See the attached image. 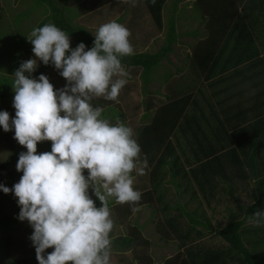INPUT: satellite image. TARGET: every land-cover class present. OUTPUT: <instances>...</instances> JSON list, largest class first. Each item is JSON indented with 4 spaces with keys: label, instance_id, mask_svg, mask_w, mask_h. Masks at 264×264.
Segmentation results:
<instances>
[{
    "label": "clouds",
    "instance_id": "1",
    "mask_svg": "<svg viewBox=\"0 0 264 264\" xmlns=\"http://www.w3.org/2000/svg\"><path fill=\"white\" fill-rule=\"evenodd\" d=\"M122 2L135 6L136 0ZM93 34L91 49L83 42L73 49L70 35L53 23L32 30L27 39L34 58L21 63L11 84L15 117L0 111V127L14 130L27 149L16 165L23 173L19 182L12 188L0 184V190L14 192L19 219L34 229L30 239L39 264H111L110 201L139 210L142 194L133 173L145 175L147 159L141 161L134 130L119 120L111 123L93 105L101 98L119 102L128 76L122 59L134 54L131 33L113 20ZM40 62L54 66L66 86L56 90L48 76L32 77ZM45 141L51 151L38 154ZM249 220L264 226V211Z\"/></svg>",
    "mask_w": 264,
    "mask_h": 264
},
{
    "label": "trees",
    "instance_id": "2",
    "mask_svg": "<svg viewBox=\"0 0 264 264\" xmlns=\"http://www.w3.org/2000/svg\"><path fill=\"white\" fill-rule=\"evenodd\" d=\"M37 1L46 4L50 14L36 28L47 24L50 19L51 23L74 38V43L71 45L73 49L81 42L86 45V49H91L94 46L95 38L90 35L87 28L72 22L67 0ZM114 1L87 0L85 3H80L77 12H92ZM142 1L152 18V26H156L158 30H161L164 25L166 26L164 44L155 52L134 51L133 55L122 59V64L124 67L141 70V75L147 83L149 76L159 65L161 59L172 50L179 34L176 31L177 8L175 5L167 23L164 24L162 9L166 0H155V3L152 0ZM213 1L219 6L227 5L232 9L227 13L229 19L233 18V13L241 4V12L236 13L234 23L236 26L243 27V31L246 32V34L243 32V37L237 36L234 31L228 33L218 53L216 63L221 59L225 61L224 58L226 60L235 58L236 62L232 66L224 62L225 65L220 66L221 72L247 62L244 73L264 76V54L260 56L258 51L259 46L264 50V0ZM218 25V22L212 24V21H209L210 34L205 36L209 39L199 42L198 48L215 47L212 44L214 39L220 38L226 28L224 24L221 25L222 28ZM133 26L135 27V24ZM250 29L260 32L263 37L260 43H256L250 38L248 34ZM130 33L133 32L130 31ZM186 33L192 34V36L198 35L197 30ZM135 36L136 33H133L132 37ZM139 39L142 43L145 40L144 34L139 36ZM137 42L135 37L133 43ZM237 68L240 70L239 67ZM209 72L212 73V70ZM0 82H4L3 85L0 83V97L9 96L3 87L10 83L9 78L2 77ZM164 97H167L169 102L154 107L150 123L142 127L139 132L140 146L144 156L149 159L151 156H155L154 160H150L149 180L152 188L149 190L141 187L136 188L142 194L136 207L143 204L158 207L163 215L162 221H157V226H162V229L160 228L161 236L163 235L162 237L165 239L173 237L179 244V254L166 259L161 264H264V226L256 227L253 223L245 224L247 218L254 212L264 211V115H257L253 121L244 126L236 122L234 125L236 129H231L230 132L225 129V135H217L212 131L213 133L200 137L199 131L192 129V126L198 125V123L194 118L195 115L192 117L191 111L186 112L184 103L186 99L171 100V97L166 94ZM160 100L159 102H161ZM177 100L179 101L178 106L175 103ZM146 102L147 99H145V104ZM149 102V105L153 104L152 97L149 98ZM148 108L153 107H146V109ZM118 115L122 117V113L119 112ZM235 115L239 116V113H235ZM187 128L190 129H188L190 137L187 135ZM197 129H200V125ZM179 130L182 131V135H179ZM168 177L175 186V194L180 197L181 194H188V200L195 199L197 197L196 187L207 206H211L218 192L227 194L233 201L234 207L228 209V221L224 226L214 229L210 219L205 216V211H199V206L190 210L187 207V202L180 203L178 200L168 202L165 199L167 193L163 188ZM220 179L224 185H221ZM240 192L246 194L247 203L242 201L238 194ZM96 206L100 207L101 202H96ZM131 210L132 206L126 204V214H130ZM20 211L21 209L14 216L8 218L0 212V260L1 255L5 253L2 241L5 230L20 221ZM184 218L187 223H182ZM198 226H204L207 231L214 230V235H217L223 242L214 246L197 241L204 234ZM248 235H252L254 238L248 239ZM111 240V250L118 251L133 248L134 243L145 242V246L148 244V239L143 237L142 233L135 234L133 230L127 235L112 237ZM49 252H51L50 249L46 250L45 255ZM144 256L148 259L147 264H151V254L145 255L144 253ZM29 257L31 264H39L35 248ZM136 257L134 255L133 259L136 260ZM140 261H142V253Z\"/></svg>",
    "mask_w": 264,
    "mask_h": 264
},
{
    "label": "rangeland",
    "instance_id": "3",
    "mask_svg": "<svg viewBox=\"0 0 264 264\" xmlns=\"http://www.w3.org/2000/svg\"><path fill=\"white\" fill-rule=\"evenodd\" d=\"M86 1L87 0H67V6L71 13L72 22L87 28V31L94 38L95 36L93 33L100 25L113 20H118V23L124 25L132 32L133 24H135V26L139 25V28L136 29V35H139V33H147L148 29H152V18L150 15L147 16L144 6L136 4L133 6L129 5V3H123L122 0H115L114 2L110 4L107 3L92 12H77L80 3H85ZM185 1L178 4V2L168 0V4L164 5L162 9V13H164L162 14L163 20L166 22L167 18L170 16L173 3V5L178 8L177 11H184L180 12V17H177L179 19L177 24L180 31H184V29L190 30L197 28L201 30L208 28L206 24H202V22L206 21V16L202 18L200 11L194 8L192 4V6H190V1H187V3H185ZM185 5H189V8H186ZM183 6L185 8H183ZM49 14L50 10L48 6L37 0H0V78L8 77L10 82L3 86L6 89V94L9 96L0 97V111L9 112L12 118L15 117V108L13 107L15 93L11 86L14 80L13 74L20 67L22 62L34 58V53L32 52L33 46L28 41L27 35H29L39 23L47 18ZM47 22L51 23V20L48 19ZM227 26L228 25H225V27ZM164 36L165 34L154 37L151 40V44L147 45L144 50H157L160 45H163ZM70 39L72 45L74 43V38L70 36ZM180 41V44L183 42L188 44L189 39ZM137 45H140L139 41L137 42ZM183 46L186 45L183 44ZM133 48L136 50L137 46L133 45ZM167 65V63L162 62L149 76V81L147 83L141 75V70L123 66L127 71L128 76L126 77L127 84L120 92L118 98L119 102L107 101L103 98L93 101L94 106L102 107L104 109L102 116L109 119L111 123L115 124L117 120H119L125 125L131 127L134 130L139 145V132L150 120L154 110V107L146 109V94L149 91L152 93L162 91L160 89L161 85H163L162 72L168 69ZM41 74L48 76L56 90L66 86L67 81L52 65L45 66L40 62L39 67L36 72L32 74V77L38 79ZM0 83H2V85L4 84V82ZM158 99H161V96H159ZM119 112L122 113V117L118 115ZM51 147L52 145L50 141L39 143L37 147L38 154L42 152H50ZM26 151L27 149L14 139V130L5 132L3 128L0 127V184L12 188L19 182L23 173L17 171L16 165L19 155ZM145 158L147 159L146 174L140 176L133 173L135 190H137L136 188L138 187L145 190L152 188L149 180L150 160H154L155 156H151L149 159L144 156L141 149V161ZM85 175H87L86 171ZM166 179L163 188L167 193L165 199L168 202H171V200H178L180 203L187 202V207L188 209L190 208V210L199 206V211H205V216L210 219L214 229L223 227L228 221V209L234 207V203L227 194L218 192L213 199L211 206H207L204 198L201 197V194L197 191L196 187L197 197L188 200V194H181V197L175 194L174 184L169 177ZM220 181L221 185H224V182L221 179ZM90 194L95 202H99L94 193H91V190ZM238 194L242 201L247 203L248 199L246 194L243 192ZM110 202L111 204L109 207L111 218L114 221L111 238L127 235L133 230L135 234L137 232H139V234L142 233L143 237L148 239V244L146 246L145 242L134 243V246H132L133 248L125 249L123 251L111 250V264H147L148 259L144 256V253L145 255L147 253L151 254V264H161V261L173 258L179 254V244L177 240L173 237L165 239V237H162L163 235L161 236L160 228L162 229V226H157V221H162L163 215L158 207L155 205L150 206L143 204L142 206H138L139 210L135 213L131 210L132 212L130 214H126V204L119 205L115 204L114 201ZM19 210L20 206L18 205V199L15 197L14 192L5 194L0 190V212L3 216L7 218L12 217ZM183 222L187 223L186 218H184L182 223ZM245 224L251 225L249 218H247ZM198 228H201V231H203L204 234L203 236H200L197 241L205 244H213L214 246L223 242L217 237V235H214V230L207 231L204 226H198ZM33 231L34 229L26 220H20L8 230H5V236L2 239L5 253L1 255V264H31L29 256L31 251L35 248L30 239ZM247 238L252 239L254 237L248 235ZM50 251H53V249L50 248ZM141 253L142 261H140ZM134 255L137 256L136 260L133 259Z\"/></svg>",
    "mask_w": 264,
    "mask_h": 264
},
{
    "label": "crops",
    "instance_id": "4",
    "mask_svg": "<svg viewBox=\"0 0 264 264\" xmlns=\"http://www.w3.org/2000/svg\"><path fill=\"white\" fill-rule=\"evenodd\" d=\"M172 1L181 4L185 0ZM187 1H190V6L193 5L194 8L200 11L202 18L206 16V21L202 22V24H206L208 28L201 30L197 28L190 30L184 29V31H180L177 24L179 19L177 17H180V12L184 11H177L178 8L176 7V31L179 35L176 42L173 44L172 50H170L159 63V65L162 62L168 64V69L164 70L165 72H162L163 85H161L160 88L162 91H156L155 93L149 91L145 97V99H147L146 107H156L155 105L158 106L160 104H167L169 100L167 97H163L165 94L168 97L170 96L171 100L184 98L186 99V102H184L186 112L191 111L190 113L192 114V117L195 115L194 118L198 123V125L194 124L192 129L194 131H199L198 133L200 137H203L206 134L209 135V133H213L212 131H214L217 135H225V129L227 132H230L231 129H236V126H234L236 122L240 123L241 126H244L250 121H253L257 115H264V76L260 74L249 75L247 72L244 73L247 62L240 63L237 66L230 68L228 71L221 72L222 68L220 69V66L225 65V63L232 66L236 62L235 58H231V60H226L224 58L225 61L221 59L218 63H216L218 53L230 31H234V34L237 36L243 37L242 34L244 32V28L240 25H238V27L234 23V19H236L237 16L236 13L241 12V4L238 5L236 12L233 13V18L229 19L227 13L232 9L227 7V5L219 6L213 0H186L185 3H187ZM135 4L144 6L147 16L150 15L142 0H136ZM167 4L168 0L164 5ZM129 5L132 4L129 3ZM189 5H185V7L189 8ZM173 6L174 5L172 3V11ZM185 7L183 6V8ZM209 21H212V24H216L218 22V27L220 28H222L221 25L223 24L224 26H228L225 28V31L220 38L214 39L212 44H214L215 47H209V49L202 47L198 48L197 44H199V42L209 39L208 37H205L210 34L209 28L211 27L208 26ZM162 22L166 24L167 20L165 22L162 18ZM137 28H139V25H136L135 27L133 26V33L137 34ZM151 28L152 29H148L147 33H139V35L135 36L136 39L141 42L139 36L144 34L145 40L140 43L139 46L137 43H133L135 41V37H132L133 33L130 35L129 39L131 44L137 46V49L134 51H147L144 50V48L151 44V40L154 37L165 34L166 32L165 25L161 30H158L156 26L153 27L152 25ZM192 30H197L198 35L192 36V34L186 33ZM244 34H246V32H244ZM248 34L256 43H260V41L263 40L259 31L254 32L250 29L248 30ZM164 38L162 44H164ZM186 39H189L190 41H188V44L186 42L180 44V40L185 41ZM183 44L186 46H183ZM161 46L162 45H160V47ZM155 51L149 50L147 52ZM258 51L260 56L264 54V50L261 46H259ZM237 67H239L240 70ZM210 70H212V73L209 72ZM159 96H161V100L158 99ZM151 97L153 104L149 105V98ZM159 100L161 102H159ZM175 103L177 106L179 105L178 100L175 101ZM235 113H239V116H236ZM233 115H235V117H233ZM150 120L145 125L149 124ZM199 125L200 129H197ZM188 129L189 128H187V135L190 137ZM179 132V135H182V131L179 130ZM162 262L163 261H161V263Z\"/></svg>",
    "mask_w": 264,
    "mask_h": 264
}]
</instances>
